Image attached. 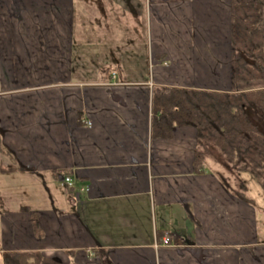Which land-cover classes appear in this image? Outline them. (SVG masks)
Listing matches in <instances>:
<instances>
[{
    "label": "crops",
    "instance_id": "obj_1",
    "mask_svg": "<svg viewBox=\"0 0 264 264\" xmlns=\"http://www.w3.org/2000/svg\"><path fill=\"white\" fill-rule=\"evenodd\" d=\"M242 1L264 31V0H0V264H264V194L196 167L195 128L152 135L156 89L264 90L236 80Z\"/></svg>",
    "mask_w": 264,
    "mask_h": 264
},
{
    "label": "trees",
    "instance_id": "obj_2",
    "mask_svg": "<svg viewBox=\"0 0 264 264\" xmlns=\"http://www.w3.org/2000/svg\"><path fill=\"white\" fill-rule=\"evenodd\" d=\"M260 21L258 2L236 4L235 63L239 83L264 80V31L259 30ZM152 113L155 138L170 139L175 126L197 130L196 167L201 168L206 157L217 153L234 172L252 175L264 189V90L232 94L159 88L153 93ZM0 152L7 154L1 146ZM34 228H38L35 217ZM4 264L60 263L39 252H10Z\"/></svg>",
    "mask_w": 264,
    "mask_h": 264
},
{
    "label": "rangeland",
    "instance_id": "obj_3",
    "mask_svg": "<svg viewBox=\"0 0 264 264\" xmlns=\"http://www.w3.org/2000/svg\"><path fill=\"white\" fill-rule=\"evenodd\" d=\"M251 116H252V118L255 119V116L253 114H251ZM215 154H217V153H215ZM218 156H220V155L218 154ZM217 158L222 159L221 156L217 157ZM224 174L228 175V172L224 170ZM238 174L239 173L233 172L232 173L233 178L236 180L243 181V182L247 183V185H249V190L251 192L250 193L251 196L255 199V202L256 201H257V203L260 202V205L262 206L263 197L261 196V194L263 195L264 193H263V190H262L260 184L258 183V181L252 175H250L248 173H242L239 175Z\"/></svg>",
    "mask_w": 264,
    "mask_h": 264
},
{
    "label": "built area",
    "instance_id": "obj_4",
    "mask_svg": "<svg viewBox=\"0 0 264 264\" xmlns=\"http://www.w3.org/2000/svg\"><path fill=\"white\" fill-rule=\"evenodd\" d=\"M62 182H63V185L68 188V189H72V190H75V183L72 179L71 176L69 175H62ZM74 197L77 201H80L81 199V193L80 192H74ZM170 241V237L169 236H165L164 238V243L165 244H168Z\"/></svg>",
    "mask_w": 264,
    "mask_h": 264
}]
</instances>
